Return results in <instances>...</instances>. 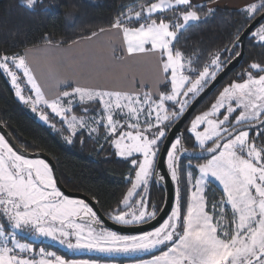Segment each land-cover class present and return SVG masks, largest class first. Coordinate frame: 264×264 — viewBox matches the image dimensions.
Masks as SVG:
<instances>
[{
  "label": "snow or ice",
  "instance_id": "6c2138e0",
  "mask_svg": "<svg viewBox=\"0 0 264 264\" xmlns=\"http://www.w3.org/2000/svg\"><path fill=\"white\" fill-rule=\"evenodd\" d=\"M40 4L41 0H23L29 10ZM240 11L246 21L260 17L261 22L249 35L264 46V0H254ZM165 12H172L173 19L158 15ZM201 13L207 18L215 9L205 11V5L193 0H155L129 8L111 24L123 44L121 48L110 43L112 60L124 61V55L117 53L132 58L158 56L156 98L151 89L144 90V81L138 82V90L126 91L78 82L73 86L74 82L49 73L47 79L54 81L56 90L49 99L27 52L0 54V72L9 78L19 101L29 105L45 123H49L45 109H50L66 125L67 143H73L78 131H87L92 137L102 127L115 155L130 158L134 181H130L131 187L121 201L123 207L109 213L116 225L140 227L157 220L162 210L149 204L148 191L153 178L155 183L166 181L157 172L161 143L227 64L243 55L236 50L241 44L237 30L231 47L210 53L202 68L194 67L193 59L176 44L184 29L201 21ZM105 32L100 28L80 39L91 41ZM45 41L53 44L48 36ZM225 52L229 56L222 59ZM105 70L100 67L97 72ZM22 79L31 94H24ZM130 79L135 87V75ZM161 84L170 85V90L160 91ZM93 102L100 106L96 116L75 114V107L88 113L90 108L83 105ZM51 127L62 131L54 123ZM189 131L194 134L195 146L206 155L196 157L195 166L189 159L186 171L181 156L187 149L181 137L170 142L166 165L175 185L174 206L158 226L132 235L106 227L89 203L61 191L48 161L28 158L0 134V264H115L69 260L44 248L39 249V260L26 257L21 254L34 250L17 238L18 231L51 239L71 251L124 256L159 252L132 264H264V64L251 62L238 73L237 79L219 91L208 110L195 116ZM185 175L186 199L180 187ZM211 184H217L222 194L209 206Z\"/></svg>",
  "mask_w": 264,
  "mask_h": 264
},
{
  "label": "trees",
  "instance_id": "16d2710c",
  "mask_svg": "<svg viewBox=\"0 0 264 264\" xmlns=\"http://www.w3.org/2000/svg\"><path fill=\"white\" fill-rule=\"evenodd\" d=\"M150 2L155 0H41L40 5L34 10H29L23 5V0H0V54H22L27 49L48 45L45 36L51 38L52 45L61 47L71 45L74 41L81 40L82 36H88L93 31L98 32L100 28L110 29L115 18L122 12L126 13L129 8ZM202 4L205 5V11L210 7L209 2ZM211 8L215 9V14L204 18L201 13V21L192 22L184 29L176 44L186 57L193 59V66L198 69L208 62L210 53L231 47L237 30L242 34L252 22L246 21L240 10ZM158 15L173 19L172 12ZM236 50L240 51V47ZM228 56L229 54L225 52L222 59H227ZM254 61L264 64V46L254 42L249 35L245 40L244 55L237 68L216 87L183 125L184 143L187 148L198 150L192 146L191 138L186 131L192 117L202 107L207 108L219 91L237 79V74L247 69ZM168 90L170 85L163 84L160 87V91ZM94 105L83 106L90 108L86 114L81 111V107H75V114L92 115L99 109V104ZM53 122L57 123L58 129L62 130L61 133H65L62 123L59 124L56 120ZM0 125L24 152L43 153L53 160L62 186L69 192L80 193L91 199L105 218L109 219V213L120 207L129 187L130 182L127 179L134 176L130 158L118 159L108 141L102 137H89L85 131L78 132L73 137V143H64L59 135L39 123L15 98L13 89L2 72H0ZM161 146L162 143L160 149ZM188 160H182L181 164L184 166ZM192 162L197 163L198 160ZM180 187L182 190L183 184ZM209 188L207 198L210 206L214 200L220 199L222 193L214 184L209 185ZM148 199L150 205L155 204L157 208L162 209L165 192L160 183H155V178L149 184ZM153 254L159 252L133 259H148Z\"/></svg>",
  "mask_w": 264,
  "mask_h": 264
},
{
  "label": "crops",
  "instance_id": "0c3cea01",
  "mask_svg": "<svg viewBox=\"0 0 264 264\" xmlns=\"http://www.w3.org/2000/svg\"><path fill=\"white\" fill-rule=\"evenodd\" d=\"M210 7L220 9L241 10L254 0H193V3H207ZM111 44L123 47L122 36L116 29H107L93 40H79L68 46L43 45L25 50L28 53V62L35 72L40 83L44 86L48 98L56 94L54 81L48 80L49 73L59 79H68L73 83L118 88L126 91L138 90L139 81L145 82V91L151 89L154 98L158 95L154 82L159 77L158 56L147 54L135 58L124 55V61L112 60ZM103 67L105 71L97 72ZM22 75V74H21ZM135 75L137 83L133 87L130 79ZM25 85L28 88L26 84ZM24 85V86H25ZM161 84L159 88L162 86ZM62 88L61 90H63ZM71 89L69 88V91Z\"/></svg>",
  "mask_w": 264,
  "mask_h": 264
},
{
  "label": "water",
  "instance_id": "95a60500",
  "mask_svg": "<svg viewBox=\"0 0 264 264\" xmlns=\"http://www.w3.org/2000/svg\"><path fill=\"white\" fill-rule=\"evenodd\" d=\"M260 23V17H257L255 20H253L247 28L244 30V32L241 34L240 39H241V44L239 45L240 51H242L244 55V44L246 38L249 36V33ZM243 55L237 59H234L228 66L224 68L222 72H220L217 75V78L214 82L211 83V85L199 96L197 97L189 106L188 110L184 113L183 117L176 122L171 129L168 131L167 134V139L164 140L162 143L159 155L157 157L158 159V165H157V172L160 175H164L166 177L165 182H161L160 184L164 188L165 192V200L164 204L162 207V211L158 213V218L155 221H152L149 224H145L140 227H123L116 225L115 223L111 222L109 219L105 218L100 210L98 209L97 205L88 197L80 194V193H74V192H69L67 191L61 184L56 166L47 155L43 153H27L24 152L16 143L13 141V139L9 136V134L5 131V129L0 125V134L5 135L6 139L9 140V142L14 146V148L18 149L21 151L22 154L26 155L28 158H41L45 159L50 163V165L54 169V174L57 178L58 182V187L65 193V195L69 196L70 198H77V199H83L91 207H93L94 211H96L97 215L103 220L104 225L114 231L120 232L122 234H139L141 231H149L152 230L154 227L158 226L160 222L164 218H166L167 215L170 214L171 208L173 207L174 204V184L171 181L170 175L168 174L166 165H165V159H166V149L170 148V142H174L175 138L177 136L181 137L182 140V145L187 151L182 154L181 156V161L184 159H191V160H197L196 157H199L201 155H206L204 153H201V150H193L189 149L185 146L184 143V133L182 130L183 125L189 120L191 115L194 113V111L201 105V103L216 89V87L234 70L237 68L239 61L242 59Z\"/></svg>",
  "mask_w": 264,
  "mask_h": 264
},
{
  "label": "rangeland",
  "instance_id": "374dc122",
  "mask_svg": "<svg viewBox=\"0 0 264 264\" xmlns=\"http://www.w3.org/2000/svg\"><path fill=\"white\" fill-rule=\"evenodd\" d=\"M253 39V38H252ZM254 42H256L255 39H253ZM3 74V73H2ZM4 75V74H3ZM5 78L7 79L8 83L10 84L11 88L13 89L10 81H9V78L4 75ZM21 84H22V88H24V94L25 95H29L31 94L30 91H28V88L26 87L25 85V82L24 80L22 79L21 81ZM25 85V86H24ZM222 90V89H221ZM220 90V91H221ZM13 92H14V95H15V91L13 89ZM219 94V93H218ZM217 94V95H218ZM15 98L19 101V99L16 97L15 95ZM216 98V97H215ZM215 98L211 101V103L214 102ZM22 105H24V107L26 109H28L36 118V120L51 128V131L54 133V134H57L60 136L61 140L66 143V144H69L65 141L64 137L69 135V133L67 131H65V133H61V132H58L56 130H54L51 125L54 123L56 125V128L58 129L57 127V123L53 122V120H56L59 124L62 123L60 121V118L55 116V114L51 113L50 109H45V111H47L49 113V123H45L44 121H42L39 116L37 115V113L33 112L31 110V107L29 105H25L23 104L21 101H19ZM211 103L208 105L207 108L202 107L200 110L197 111V113L192 117V119L189 121L188 125H187V128H186V131L188 132L190 138H191V143H192V146L195 148V149H199V147L195 146V140H194V134L191 133L189 131V128H190V125H191V121L195 118L196 115L202 113L203 111H206L208 110V108L210 107ZM92 106H95L94 104H98L96 102H93L91 103ZM89 104H86V105H83V106H87ZM99 106V105H98ZM97 107V106H96ZM100 108V106H99ZM98 111L99 109L95 110L94 114L92 115H87V116H96L98 114ZM117 119H122L120 116H117L116 117ZM52 119V121H51ZM141 120H143V117H141ZM123 122V120H122ZM63 124V123H62ZM63 127L66 128V125L63 124ZM200 130H203L202 128ZM79 132V131H78ZM87 133V131H85ZM88 135V133H87ZM250 135H253L252 133H250ZM93 138H99V137H102L103 140L104 139V129L101 127L100 131H99V134L97 135H93L92 136ZM112 148L114 149L115 151V148L112 146ZM116 157L118 159H125V158H122V157H119L116 155ZM203 162V161H201ZM193 166H195L196 163H193ZM165 165H166V159H165ZM166 168H167V165H166ZM184 168L185 170L187 171L188 170V162L184 165ZM168 171V169H167ZM183 179L185 180V183H182L183 184V188H182V193L183 195H185V199L187 198L186 197V192H187V189H186V175L185 177H183ZM129 182L130 181H134V176L132 178H128L127 179ZM153 181H154V178H153ZM217 188L220 189V187L217 185V184H214ZM131 187V182L129 183V187H128V190L129 188ZM184 189V190H183ZM127 190V191H128ZM221 191V189H220ZM126 195V194H125ZM72 199H77V198H72ZM174 206V204H173ZM120 207H123V205L121 204ZM111 222H113L112 220H110ZM114 223V222H113ZM120 226V225H119ZM130 227H135V226H130ZM132 235V234H130ZM17 238L22 242V243H28V244H31L32 245V248H33V252L31 253H23L22 255H29V254H32L33 257L37 256L39 257L40 254H39V249L40 248H44L46 251L48 252H55L57 255H60V256H63L64 258L66 259H69V260H96V261H100V262H109V261H114L115 264H132V262L134 261H140V259H137V260H134L133 258H139L141 256H144L146 254H149V253H137V254H133V255H130V256H124V255H115V254H104V253H99V252H95V251H92V252H89V251H71L69 249H67L66 247H64L63 245L59 244L58 242L56 241H53L51 239H48V238H44V237H38V236H35L33 235L32 233L28 232V231H18L17 232ZM11 246V245H10ZM121 260V261H118V260ZM133 259V260H131ZM151 258H148V259H144V260H149Z\"/></svg>",
  "mask_w": 264,
  "mask_h": 264
},
{
  "label": "built area",
  "instance_id": "2783aa9c",
  "mask_svg": "<svg viewBox=\"0 0 264 264\" xmlns=\"http://www.w3.org/2000/svg\"><path fill=\"white\" fill-rule=\"evenodd\" d=\"M24 256L29 257V258H32L33 257L32 254H29V255L26 254ZM40 258H41L40 256L39 257L35 256V259H37V260H39Z\"/></svg>",
  "mask_w": 264,
  "mask_h": 264
}]
</instances>
